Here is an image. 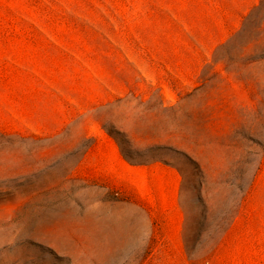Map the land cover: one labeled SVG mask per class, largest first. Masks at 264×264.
<instances>
[{
	"label": "rangeland",
	"instance_id": "rangeland-1",
	"mask_svg": "<svg viewBox=\"0 0 264 264\" xmlns=\"http://www.w3.org/2000/svg\"><path fill=\"white\" fill-rule=\"evenodd\" d=\"M0 264H264V0H0Z\"/></svg>",
	"mask_w": 264,
	"mask_h": 264
}]
</instances>
